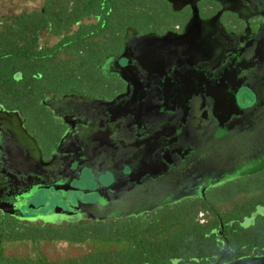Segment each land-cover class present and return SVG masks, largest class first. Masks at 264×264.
Returning <instances> with one entry per match:
<instances>
[{"label": "flooded vegetation", "instance_id": "flooded-vegetation-1", "mask_svg": "<svg viewBox=\"0 0 264 264\" xmlns=\"http://www.w3.org/2000/svg\"><path fill=\"white\" fill-rule=\"evenodd\" d=\"M131 1L134 13L90 79L29 108L0 102V233L132 225L183 201L205 202L245 177L234 172L196 195L201 178L238 167L216 144L240 123V107L255 102L240 87V64L264 32V0ZM173 195L179 200L166 202ZM214 230L223 238L224 229ZM216 247L215 256L170 263L256 264L264 256L227 258L232 247Z\"/></svg>", "mask_w": 264, "mask_h": 264}, {"label": "trees", "instance_id": "trees-1", "mask_svg": "<svg viewBox=\"0 0 264 264\" xmlns=\"http://www.w3.org/2000/svg\"><path fill=\"white\" fill-rule=\"evenodd\" d=\"M130 4L134 3L44 0L39 10L22 12L7 23L0 20V102L10 108H29L46 93H61L90 79L108 52L110 37L121 35L134 13ZM97 16L100 22L73 29L81 20ZM43 30L57 37L56 43L41 45ZM257 205L264 206V169L209 193L205 202L183 201L175 210L132 225L27 230L9 226L14 232L0 233V264H171L173 258L215 256L220 252L218 244L232 247L227 258L264 254V213L258 212ZM216 228L224 229L223 238ZM57 243L84 247L85 252L52 259L50 250ZM133 244L144 247L133 248ZM17 245L22 247L20 252L9 251Z\"/></svg>", "mask_w": 264, "mask_h": 264}, {"label": "water", "instance_id": "water-1", "mask_svg": "<svg viewBox=\"0 0 264 264\" xmlns=\"http://www.w3.org/2000/svg\"><path fill=\"white\" fill-rule=\"evenodd\" d=\"M240 80V87L248 86L255 96V102L250 106L240 107V123L238 120L231 122L224 132L226 144H216L227 153L231 160L229 162L238 164V167L221 171L214 180L207 175V178H201L196 188L197 196L204 197L208 188L221 184L222 179L234 172L237 173L233 178H237L264 169V32L248 47L240 64ZM235 115L238 116L237 113ZM231 134L240 135L236 137ZM190 194L187 191L185 196ZM45 220L58 221L52 218ZM253 259L259 262L256 264H264V256Z\"/></svg>", "mask_w": 264, "mask_h": 264}, {"label": "rangeland", "instance_id": "rangeland-1", "mask_svg": "<svg viewBox=\"0 0 264 264\" xmlns=\"http://www.w3.org/2000/svg\"><path fill=\"white\" fill-rule=\"evenodd\" d=\"M43 1L44 0H0V20L3 23H7L9 22V18L22 12L39 10L43 5ZM39 37L41 45H52L57 41V38L49 34L47 31H41ZM179 197V195H173V198L169 199L168 201L166 200V202L171 203L177 201L179 200ZM258 212L262 214V210L260 208H258ZM21 249L22 247L17 245L15 248H10L9 251L15 250L20 252ZM83 249L84 247L81 249L71 248L68 247L65 243H57L52 246L50 255L52 259H62L65 257L77 256L85 252ZM256 263L259 262L256 261Z\"/></svg>", "mask_w": 264, "mask_h": 264}]
</instances>
